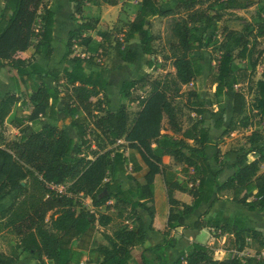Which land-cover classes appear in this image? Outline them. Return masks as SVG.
<instances>
[{
	"label": "trees",
	"instance_id": "16d2710c",
	"mask_svg": "<svg viewBox=\"0 0 264 264\" xmlns=\"http://www.w3.org/2000/svg\"><path fill=\"white\" fill-rule=\"evenodd\" d=\"M4 1L0 14V70L4 69L13 82L22 84L26 92L9 93L0 98V233L6 230L13 235L18 240L17 250H21L13 255L0 253V264H16L21 253L30 255L39 264H45L43 259L48 264H79L83 250L74 248L73 242L86 237L96 224L106 226L112 221L105 212L87 210L81 201L86 198L94 209H113L118 219L128 222L112 236H104L108 248L102 250L100 264H132L131 250L145 233L137 211H145L150 220L154 218V179L158 175L163 179L169 206L164 235L180 226L181 217L223 192L229 194L233 203L249 211L264 208V171L261 170L264 165V62L260 78L253 82L246 69L252 73L259 62L252 60L246 46L237 55L244 66L236 64L228 52H223L218 59L216 77L210 82L216 87L209 106H217L224 96L231 94V116L225 127L219 110H194L198 116L207 113L213 128L222 130L221 137L252 129L245 137L246 146L236 152L231 167L233 175L222 184L216 182V174L212 173L206 156L208 131L198 121L181 130L172 103L181 86L201 76L203 56L195 52L202 47V40L196 33L199 27L211 28L220 16L209 15L199 6L216 0H175L176 4L168 9H162L157 0H139L134 18L124 25L125 29L99 30L96 32L99 42L91 36L98 20L84 21L69 32L61 61H69L74 66L62 71L43 70L34 62L35 55L52 54L55 14L47 0ZM68 1L73 4L74 14L81 15L85 4L95 0ZM98 1L114 7L121 0ZM254 3L253 0H220L216 8L238 11L249 9ZM175 9L181 10L183 16L175 14ZM261 11L264 12V6ZM154 17L171 20L172 41L166 59L170 60L173 73L162 79L151 80L142 75L124 81L119 90L122 104L116 111L105 110L110 105L108 83L98 70L87 72L84 65L100 68L98 63L108 57L111 49L121 63H134L136 55L127 44L135 37L139 38L142 53L147 57L153 55L154 39L146 20ZM228 40L237 42L232 34ZM75 46L82 48L85 57L74 52ZM29 50L32 54L26 57ZM147 65L151 63L148 61ZM46 79H51L55 86L50 88L44 82ZM243 83L252 95L251 102L239 88ZM146 89L143 96L134 94ZM27 91H31L30 96ZM190 96L195 97V92ZM126 103H135L138 107L133 118ZM16 104L31 108V121L36 122L40 117L48 121L28 136L7 140L3 126ZM58 105L62 107V114L72 119L78 142L52 122ZM164 119L172 135L164 132ZM118 141L125 143L127 156L115 150ZM218 153L213 162L218 163ZM164 156L172 157L182 166L180 172L187 186L178 183L172 175L166 176ZM218 167L219 172L223 164L219 162ZM142 169L145 173L141 179L135 178L133 175ZM121 176L128 184L126 189L121 184ZM50 186H63L65 191L61 193ZM176 191L189 195L191 204L176 200ZM246 222L241 217L233 219L218 213L211 220H197L193 229L211 228L220 235H230L231 249L238 253L249 249L254 252L253 256L219 260L206 246L193 243L172 264H264L261 252L264 231L248 227ZM169 249L170 242L151 249L156 264H170ZM141 264H153V260L142 255Z\"/></svg>",
	"mask_w": 264,
	"mask_h": 264
},
{
	"label": "crops",
	"instance_id": "0c3cea01",
	"mask_svg": "<svg viewBox=\"0 0 264 264\" xmlns=\"http://www.w3.org/2000/svg\"><path fill=\"white\" fill-rule=\"evenodd\" d=\"M61 1L63 2L65 8H68L69 10L67 19L70 22L66 27H62V29H58L57 33H55V26H54L53 38L51 43L52 54L50 56H47L45 54L35 55L34 62L37 64V66H39L43 70L62 71L63 69H71L74 66V64L69 61H61V60L65 53V43L68 39L69 32L74 30L77 25L92 18L98 20V25H97L98 28H96V31L92 33L91 36L93 37L95 42H99L98 38L95 37L96 32L100 30L99 25L108 23L107 21L108 15L112 14L113 19L121 18L124 15L123 11L121 10L122 9L121 4L114 7L105 4L98 5L96 2L98 0H95L90 3H86L85 7L83 8V13L81 15H76L74 14L72 3H70L68 0H61ZM51 3L50 5H48L50 9H51ZM4 4L5 1L0 0V14L4 7ZM72 16L75 17V20H72ZM133 18L134 17H132V19ZM154 18H158V17H154ZM150 19L153 18H149V21ZM56 37L59 39L58 41L60 46L62 45L60 47V52L58 54H56L54 51V43ZM127 46L129 50L136 55V61L132 64L121 63L113 68L106 67V65L104 66L103 64L102 67L100 68L91 65H84V70L87 72H90L92 70H98L100 77L106 80L108 83L107 97L110 100V105L105 107V110L116 111L122 104V101L119 97V90L121 84L124 81L139 78L140 76L148 73L147 72L148 68H151V66L147 65L148 57L144 55L141 51L138 37H135L132 41H130L127 44ZM31 54H32V50H29L25 53V56L29 57ZM105 63L106 62H104V64ZM44 82L50 88L55 86L54 82L51 79H46ZM22 92H26L24 86L19 82H13L12 80H10L5 70L1 69L0 98L4 97L6 94L9 93H16L18 95H21ZM27 94L28 96H30L31 91H27ZM126 106L128 112L130 109H133L132 107H136L135 112L138 110V107L135 103H130V104L126 103ZM128 106H130V108ZM22 110L24 112H22ZM61 110L62 107L58 105L56 107V115L53 118L52 122L59 129L66 131L70 138H73L78 142L76 130L71 124L72 119L70 117H65L62 114ZM30 113H31V108L29 106L16 104L12 108L8 117L5 119L4 127L8 126L9 128L13 129L14 131H17L18 133L24 127L23 124H25L28 128H26L25 133L20 134L24 136H28L31 133L40 130V128L45 123H47L48 120H46V118L44 117H40L39 120H37L36 122L31 121L29 119ZM230 116H231V107L229 111L228 121L230 119ZM224 123H225L224 124L225 127L228 123L226 120ZM204 128L208 131V142L205 147L206 156L209 161V165L212 173L216 174L215 177L216 182L222 184L234 173V170L231 167L234 164L236 158V153H234L236 152V150H232V152L229 153L230 157H233V159H231V161L227 162L226 164L219 161V158H217L218 163L221 162L223 164L222 169L218 172L219 170L218 163L213 162L212 158L216 155L217 151L220 150L224 151V149L226 148V145H224V143H219L222 130L214 129L213 122L210 119L207 123L204 124ZM167 133L172 135L170 131ZM152 147L153 149L156 148L154 144L152 145ZM209 148L210 151L208 153ZM224 154L225 152H223V155ZM124 155L127 156L128 153L124 152ZM224 157H228V155ZM249 160L250 161L253 160V157H250ZM162 162L164 168L166 169L167 177L170 175L174 176L176 181L181 185H183L182 181L185 180V184L183 186L184 187L187 186L186 178L183 177L180 172L181 170L180 166L178 164L176 165L172 157L164 156L162 158ZM144 173H145V169H142L140 173L134 174L133 176L137 179H141ZM209 179H211V177H209ZM124 188L125 189L128 188V185L124 186ZM174 198L186 205H190L192 202V198L189 195L178 191L174 192ZM81 201L83 206L87 210L91 212L94 211L102 212V213L105 212V214H108L109 216L112 217V221L108 225L99 226L98 224H96L86 237L75 240L73 242L74 248L79 247L81 250H83L82 251L83 255L81 257L79 264H100L102 262L101 252L104 248H108V243L104 239V236H112V234L116 230H118L123 224H127L128 222H123L121 219H118L115 216L113 209L109 211H105L104 208H101L99 210L94 209L92 207L89 198L82 199ZM154 208H155V215L152 220H150V218L148 217L145 211L140 209H138L137 211L139 217L143 221L145 227V233H144V238L131 250L132 264H141L142 255H144L149 260H153V264H156L155 261L156 257L152 253L151 249L157 245H164L165 242H170V249L168 250V260L170 264H172L176 259H178L180 257L181 252L185 251L193 243L206 246L211 253L212 252L214 253L213 256L216 259L219 260L227 259L228 257H226L225 254L234 251L230 247V241L232 239L230 235L227 234L220 235L219 232H214V230L211 228H203L201 230L193 229V225L197 220H202V221L211 220L218 213H223L226 216H229L233 219L239 217L244 218L247 221L246 225L248 227L254 228L258 231H264V208L261 210L249 211L247 208L233 203L229 197V194L223 192L221 195H214L211 202L207 204L205 203L200 204L199 207L195 209L191 214L181 217L179 219L180 226L170 231L169 234L164 235L169 206L167 203L163 179L159 175L156 176L154 179ZM128 225L129 227L132 226V224H128ZM149 226L152 227L151 230H149ZM3 232H8V231L5 230ZM3 232L0 233V245L2 243L1 234ZM16 241L18 244L17 239ZM225 243L227 244L226 247H225L226 245ZM245 250H249V249H245ZM20 252L21 250L18 249V253ZM252 252L253 251L250 250V253ZM253 255H247L245 257L253 256ZM43 260L45 264H48L47 260L45 259ZM16 264H39V263L33 261L30 255L24 253L23 257H21Z\"/></svg>",
	"mask_w": 264,
	"mask_h": 264
},
{
	"label": "rangeland",
	"instance_id": "374dc122",
	"mask_svg": "<svg viewBox=\"0 0 264 264\" xmlns=\"http://www.w3.org/2000/svg\"><path fill=\"white\" fill-rule=\"evenodd\" d=\"M51 1L52 0H47V4L50 5ZM138 1L139 0L119 1L118 5H122L121 10L124 14L123 17L113 19V15L109 14L107 20L108 23L99 25L100 30L106 28H108L109 30L113 28L116 30H119L120 28L125 29L124 25L132 21V17H134L136 3ZM218 1L220 0L211 1L210 3H205L199 6L201 10L205 11L209 15L216 14L220 16L219 19H215L212 22L211 28L205 30L203 27H199L196 33L202 40V47L195 52V54L201 53L203 56L201 76L192 83L186 86H181L180 92L178 93L177 97L172 98V103L176 111L177 122L181 127V130L189 128L191 124L196 121L202 122L203 126L209 121L210 118L207 113H204L200 116L194 113V110L197 108H203L206 110L212 109L213 111L217 109L222 112L224 122L226 120L228 123V116L231 107L230 104L232 101L230 93L229 95L224 96L222 98V101L217 106H209L211 93L215 91L216 87L215 84L211 85L210 82L216 77L218 59L223 52L230 53L231 55H233L234 62L236 64L244 66L245 64L238 60L237 55L242 47L246 46L247 49H249L251 52L252 60H257L259 62V65L252 73H250V70L248 68L246 69V73L251 77L253 82L258 80L261 76V72L263 69L262 63L264 62V12L261 11V8L264 6V0H253L255 3L252 7H250L249 9L238 11H221L216 8V2ZM96 2L98 5H103V3L100 1ZM157 3L162 9H168L171 6H174L176 4V1L157 0ZM51 10L55 13V33H57L58 29L66 27L70 22L67 19L69 10L68 8H65L61 0H53L51 3ZM174 13L178 14L179 16H183V12L179 9H175ZM146 24L149 25V33L154 39L152 43L154 54L147 58V62L149 61L151 63V68H148V73L144 74L143 76H148V78L151 80L162 79L166 74L173 73L171 62L169 59H166V57L170 54L169 43L172 41L170 35L171 20L158 17L150 19V21L149 19H147ZM260 29L262 30L261 32ZM229 34H232L237 42H235L234 40H228ZM119 36L122 37L121 35ZM95 37L98 38L97 36ZM58 40L59 39L56 37L54 43V51L56 54L60 52V47L62 46H60ZM73 50L77 55H84L82 52V48L80 47L75 46ZM104 62L106 63L104 64ZM102 64L104 66L106 65V67L113 68L121 64V61L117 58L115 51L111 49L109 51L108 57L104 60H101V62L98 63V66L102 67ZM239 88L247 95L248 101L251 102L252 95L249 94L250 92L248 90L247 84L243 83L239 86ZM146 91L147 89L145 91H142V93L135 91L134 94H141V96H143ZM192 92H195V97L190 96V93ZM128 107L130 108V106ZM132 108L133 109L129 110L131 118L135 114L136 110V107ZM22 112L24 111L22 110ZM23 126L24 127L22 128V130L18 133L8 126H3L5 138L7 140H15L16 138H18V136H20V134L26 132V128L28 127L25 124H23ZM163 129L164 132L170 131L166 119L163 120ZM251 130L252 129L240 130L236 133L233 132L229 135L221 137L219 143H224V145H226V148L224 149V151H219L217 155L219 161L225 164L227 162H230L233 157H230L229 153L232 152V150H236L237 152L238 149L246 146L245 137L251 132ZM125 146L126 145L124 142L119 141L115 145V150L128 153L127 149H125ZM210 148L208 149V153L210 151ZM223 152H225L224 155ZM226 155H228V157H224ZM179 166L181 169L182 166ZM261 170H264V165L261 167ZM120 179L122 180V186L128 185L124 177H121ZM182 183L184 185L185 180L182 181ZM6 202L7 199L2 201V203ZM1 238L2 243L0 245V253H6V255L18 254L17 241L13 235L8 232H3L1 234ZM226 246L227 244L225 245V247ZM261 252L264 256V250H262ZM23 254L24 253H21V257H23ZM253 254V252L250 253V250H244L241 253L232 251L225 254V256L228 258L232 256L245 258V256Z\"/></svg>",
	"mask_w": 264,
	"mask_h": 264
},
{
	"label": "built area",
	"instance_id": "2783aa9c",
	"mask_svg": "<svg viewBox=\"0 0 264 264\" xmlns=\"http://www.w3.org/2000/svg\"><path fill=\"white\" fill-rule=\"evenodd\" d=\"M120 39H121V37H120ZM81 57H85V56H84V55H81ZM118 142H119V141H118ZM118 142H117V143H118ZM50 188H51V189H56L57 191H59V192H61V193L64 192V187H63V186H58V187H57V186H50Z\"/></svg>",
	"mask_w": 264,
	"mask_h": 264
},
{
	"label": "water",
	"instance_id": "95a60500",
	"mask_svg": "<svg viewBox=\"0 0 264 264\" xmlns=\"http://www.w3.org/2000/svg\"><path fill=\"white\" fill-rule=\"evenodd\" d=\"M106 192H104L103 194H105Z\"/></svg>",
	"mask_w": 264,
	"mask_h": 264
}]
</instances>
